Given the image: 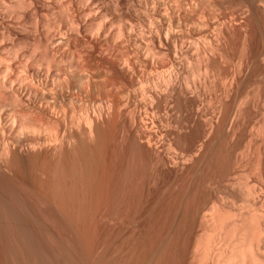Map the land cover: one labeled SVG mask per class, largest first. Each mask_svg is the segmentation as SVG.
I'll list each match as a JSON object with an SVG mask.
<instances>
[{"label":"bare ground","instance_id":"obj_1","mask_svg":"<svg viewBox=\"0 0 264 264\" xmlns=\"http://www.w3.org/2000/svg\"><path fill=\"white\" fill-rule=\"evenodd\" d=\"M51 1L0 2V264H78L56 230L67 220L83 236L96 224L98 264H164L173 188L220 140L264 143V99L231 96L244 69L216 89L230 50L264 66V0ZM261 165L250 187L234 165L198 181L191 264H264Z\"/></svg>","mask_w":264,"mask_h":264},{"label":"rangeland","instance_id":"obj_2","mask_svg":"<svg viewBox=\"0 0 264 264\" xmlns=\"http://www.w3.org/2000/svg\"><path fill=\"white\" fill-rule=\"evenodd\" d=\"M51 1V0H50ZM57 1L60 2L59 0H52L51 3L54 4V6L57 4L55 3ZM0 2H2V0H0ZM30 11L32 12L31 8H30ZM261 21L263 22L262 24L264 25V16L261 17ZM245 49H243L242 51H238V52H235L233 50H230V54H229V63L228 64V70L223 73L221 76H219L220 78L217 80V86H216V89H217V92L220 93V94H224L226 91H225V88L226 90L229 89V87H231V82L233 81V79L235 77V71L236 72H239L241 71L242 69H244L239 77H237L238 80H235L232 85V87L234 86V88H232V98L233 99H241V100H244V102H247L246 103L248 106L252 105L255 101H257V98L258 100L262 97V99H264V66L263 64L261 63V67L260 68H255L254 66H252V59L250 56H247L246 52H248L247 50L244 51ZM243 52V53H242ZM245 56H244V55ZM249 55V54H248ZM244 58H243V57ZM239 57V58H238ZM246 57V59H245ZM249 57V58H248ZM263 57V56H262ZM233 58V59H232ZM249 59V60H248ZM235 60V61H234ZM239 60V62H238ZM244 63L243 67L240 66V64ZM245 61V62H244ZM249 61V62H248ZM239 65H238V63ZM248 62V63H247ZM233 65H232V64ZM250 63V64H249ZM238 65V66H237ZM250 65V66H248ZM252 66V67H251ZM238 68L241 69L238 71ZM251 68V69H250ZM254 68V70H253ZM234 72V73H232ZM236 69V70H235ZM247 69V70H246ZM253 70V72L251 71ZM191 71H194V70H190ZM248 72V73H247ZM257 72V73H256ZM183 76L186 77L187 76V79L189 77V81L191 82H198L200 83L199 79H201V75L198 74V72L195 70L194 72H191V73H187L186 70H184L183 72ZM195 73V74H194ZM244 74V75H243ZM186 75V76H185ZM191 75V76H190ZM233 76V78H232ZM201 77V78H200ZM222 77V78H221ZM223 77H226L225 80ZM232 78V79H231ZM263 78V79H261ZM195 79V80H194ZM227 79V80H226ZM231 79V80H230ZM261 79V80H259ZM194 80V81H193ZM219 80L221 81V84L219 83ZM224 80V82H223ZM228 80L230 81V83L228 82ZM228 82L227 83H225ZM245 81V82H244ZM261 81V82H260ZM225 84V86L223 85V83ZM219 83V85H218ZM252 84V85H251ZM228 85V87L226 86ZM230 85V86H229ZM238 85V86H237ZM263 85V86H262ZM261 86V87H260ZM225 87V88H224ZM252 88V89H251ZM259 88L261 90H259ZM223 89V90H222ZM259 91H258V90ZM251 90V91H250ZM225 91V92H224ZM256 91V92H255ZM261 91V92H260ZM223 92V93H221ZM250 94H249V93ZM261 93V96H260V93ZM248 93V95H247ZM255 93V94H254ZM258 94V95H257ZM257 96V97H255ZM260 96V97H258ZM243 97V98H242ZM245 97V99H244ZM249 97V98H247ZM253 97H254V100H253ZM202 101L200 100V104L201 105H206L207 101L206 99H204L205 97H201ZM248 99V100H247ZM204 101V102H203ZM204 103V104H203ZM184 119L182 118V121L185 122V113L183 115ZM255 120L254 118V115H253V112L250 113V116H249V119L247 120L248 122H251ZM245 134V135H244ZM242 134L238 140L236 141L235 143V147H237V149L235 147H232L231 144L227 145L229 142L228 141H224V140H220L216 146L214 147V152L213 154L210 155V157L208 156V160H206L204 162L203 165L200 166L198 172H197V175H196V178L195 180H193L194 182H187L188 184H186V182H182V184H180V188L181 186L184 185V183L186 185H184L181 189H183L181 191V193H178V187L176 188H173V189H176L177 192L175 190L174 193H178V194H175L170 191L169 189V193L170 195L167 194V196L169 197V200L168 198L166 199V203H168V207H167V204H166V213L167 216H164V219L165 217L167 221H165V224H164V228L167 229V230H164V233H168L166 234L167 236V239H166V236H165V244H164V250H165V245H166V250L167 252L164 253V250L162 252V255L163 258H165V261L163 260L162 256H161V259L165 262H163L164 264H191V249L188 248V240L187 237L185 236V231H183V228L185 229L187 226H188V222H189V219L187 218H190V211L192 212L193 208H194V205L192 206L193 208H190L189 211H187V209L189 207H191L190 205H192L195 201H192L191 197L196 200L195 198H198L202 195H204V190L201 188V186L199 185L198 181L201 180V178H212V179H215V180H219L221 182H224L225 178H226V173H227V170L228 168H235V169H241L243 171H241V176L239 175H234L232 177H238V179H240L242 181V185H246V187H250L252 186V178L251 180L249 181V179L246 178V175L247 173L249 174V171L251 168L254 169V167L256 168L258 166V161L260 164H263L261 165L263 170H264V143H262V145L260 147H257L255 145H253V143L251 144L249 142V137H248V134L247 133H244ZM243 140V142H242ZM247 143V144H246ZM250 143V144H249ZM237 145V146H236ZM247 145V146H246ZM249 145V146H248ZM252 145V146H251ZM257 147V148H256ZM248 148V149H247ZM262 148V149H261ZM247 149V151H246ZM250 149H251V152H250ZM257 149V151H256ZM261 149V150H260ZM245 150V151H244ZM235 151V152H234ZM243 151V152H242ZM241 152V153H240ZM247 152V153H246ZM254 152V153H253ZM262 152V153H261ZM263 154V155H262ZM236 156V157H235ZM240 156V157H239ZM243 156V158H242ZM261 156V157H260ZM263 156V157H262ZM238 157V158H237ZM235 158V159H234ZM250 158V159H249ZM261 160H259V159ZM242 159H245L244 161ZM248 159V160H247ZM252 159V160H251ZM234 160V161H233ZM238 160V161H237ZM247 160V161H246ZM241 161V162H240ZM236 162V164H235ZM238 162V163H237ZM251 162V163H249ZM233 163V164H232ZM240 163V164H239ZM249 164L247 165V167H245L244 165L242 164ZM251 164V165H250ZM241 165V166H239ZM255 165V166H254ZM243 167H245L243 169ZM245 170V171H244ZM225 172V173H224ZM240 172V171H239ZM245 173V174H244ZM248 177V176H247ZM217 178V179H216ZM246 178V179H245ZM244 179V180H243ZM223 180V181H222ZM249 181V182H248ZM244 182V183H243ZM249 184H248V183ZM226 183V182H225ZM189 186V187H188ZM179 188V189H180ZM185 189V190H184ZM200 190V191H199ZM179 191V192H180ZM184 191V193H182ZM189 191V193L187 192ZM186 192V193H185ZM188 193V194H187ZM191 193V195H190ZM181 194V195H180ZM182 194H185V195H182ZM177 195V196H176ZM178 195H180L178 197ZM186 195H189V196H186ZM185 196L187 199H185ZM222 196V194H221ZM173 197V199L171 198ZM175 198V199H174ZM172 199V200H171ZM178 199V200H177ZM189 199V200H188ZM188 200V201H187ZM190 200L192 202H190ZM226 201V204L228 200H225ZM192 204H190V203ZM230 202V201H228ZM187 204V205H186ZM189 204V205H188ZM231 205V203H229ZM228 204V205H229ZM180 205V206H179ZM185 205V206H184ZM240 205V206H239ZM248 205V204H247ZM246 205V201L244 202L243 200H240V201H237L236 202V205L235 207L241 209L244 207L246 210H248V208H251L250 207V203L247 207ZM243 209V212L244 210ZM247 212V211H245ZM165 213V214H166ZM186 213V214H185ZM189 214V215H187ZM169 215V216H168ZM187 215V216H186ZM169 217V218H168ZM187 217V218H186ZM173 220V221H172ZM188 220V221H187ZM187 221V222H186ZM186 222V225L187 226H184ZM62 223V222H60ZM59 223V224H60ZM65 223V224H64ZM69 224V225H68ZM71 224V225H70ZM74 224H72L71 222H69L67 220V222H63L59 227H57V231L59 233L58 234L60 236V239L63 240V242L69 247V251L70 253H74L75 257H73L75 263H76V259L75 258H78L77 260L80 261V262H77L78 264H98L97 260H98V255L96 256V253H97V249H95V246L93 245V241H95V237H96V231H97V226L96 224H94V226H92V233H90V229L87 230V233L90 234H86L83 236V232L81 230V226H77L76 224L73 226ZM93 225V224H92ZM167 225V226H165ZM79 227V228H77ZM88 228V227H87ZM156 227L154 226V229L151 228V232L153 230H157L155 229ZM79 229V230H78ZM187 229V228H186ZM81 231L82 233V236H80L81 233H79ZM166 231V232H165ZM168 231V232H167ZM74 232V233H73ZM86 232V231H85ZM150 232V233H151ZM158 232V231H157ZM154 233L157 235L158 233L156 232H152L151 233V236L154 238ZM85 234V233H84ZM153 234V235H152ZM68 235V236H67ZM92 235V236H91ZM88 236H89V239H88ZM150 236V237H151ZM158 236V235H157ZM67 237V238H66ZM83 237V239H82ZM151 237V241L150 243L154 242L155 239L157 238H154V240L152 241V238ZM177 239V240H176ZM89 240V241H88ZM73 241V242H72ZM84 242V243H83ZM149 243V246H151L152 244ZM69 244V245H68ZM93 246V247H92ZM94 248V249H93ZM168 248V249H167ZM182 248V249H181ZM185 248V249H184ZM86 249V251H85ZM95 250V251H94ZM176 251V252H175ZM182 251V252H181ZM83 252V253H82ZM76 253V254H75ZM87 253V254H86ZM164 253V254H163ZM98 254V253H97ZM186 254V255H185ZM73 255V254H72ZM88 255V256H87ZM94 255V256H93ZM166 255V256H165ZM77 256V257H76ZM90 256V257H89ZM82 258V259H81ZM89 258V259H88ZM82 260V261H81ZM93 260V261H92ZM89 261V262H88ZM183 261V262H182ZM161 262V263H162ZM199 263V262H198ZM196 263V264H198ZM202 263V262H201ZM200 263V264H201ZM202 264H212L211 262L207 263V262H203Z\"/></svg>","mask_w":264,"mask_h":264}]
</instances>
